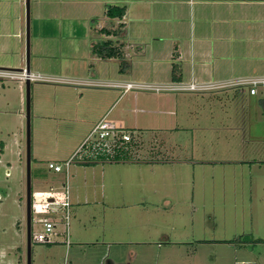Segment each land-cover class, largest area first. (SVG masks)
I'll use <instances>...</instances> for the list:
<instances>
[{
	"label": "rangeland",
	"instance_id": "obj_1",
	"mask_svg": "<svg viewBox=\"0 0 264 264\" xmlns=\"http://www.w3.org/2000/svg\"><path fill=\"white\" fill-rule=\"evenodd\" d=\"M22 3L17 10V0H0V44L4 46L0 68H25V0ZM106 4L123 7L124 3L29 0L28 65L30 74L37 77L29 84L31 236L42 229L37 221L48 217L38 208L44 198L35 193L59 190L64 179L47 164L61 163L79 144L102 95L86 92L81 97L78 90L108 89L105 84L114 78L121 80L120 75L187 73V65L175 55L166 58L163 45L169 42L150 38L147 29H136L139 36L130 31L111 38L114 48L121 45L117 58L94 54L98 47L94 46L106 40L100 28L109 29ZM20 12L22 35L17 38ZM148 20L150 24L152 18ZM180 31L178 40L184 41L187 30L182 27ZM248 36L243 32L242 39ZM237 51L242 60L236 63L231 80L264 76V68L253 69L254 62L262 61L264 67L263 46L257 49L246 42ZM158 95H171L177 102L178 132L169 135L172 147L177 145L175 155H161L153 172L127 174L124 162L105 165L109 185L104 193L112 195V201L71 207L72 245L67 249L61 235L54 244L30 242V264H106L102 260L106 256L119 264H264V101L238 88L143 90L130 92L116 109H132L120 114L132 121L136 116L133 98L139 109L154 110ZM138 117L145 133L146 122L151 124L157 115ZM152 130L141 139L138 159L147 157ZM74 165L69 169L70 190L71 175L78 167ZM139 181L146 185L143 191L128 188ZM154 181L160 186H148ZM113 183L122 186L115 189ZM25 196V82L5 77L0 79V264H27ZM56 232L61 233L62 227ZM77 237L87 245H79ZM102 241L111 243L110 248L90 247Z\"/></svg>",
	"mask_w": 264,
	"mask_h": 264
},
{
	"label": "crops",
	"instance_id": "obj_2",
	"mask_svg": "<svg viewBox=\"0 0 264 264\" xmlns=\"http://www.w3.org/2000/svg\"><path fill=\"white\" fill-rule=\"evenodd\" d=\"M17 2L18 10L23 5V0H17ZM122 3H124L122 6L125 8L123 18L121 20L108 19L107 21H109V23L106 24L108 25V28L114 29L118 25H121L120 32H123L121 35L124 36L130 31H133V33H136L139 36L136 29L149 30L150 38L157 41L163 40V43L169 42L167 45H163V47H165L166 58L169 59V54H171L170 58L175 55L177 60H180L187 65V73H176L174 77L170 76V73H159L157 71L156 73L134 75L133 77L130 75H120L122 78L121 80L114 78L105 84L108 89L98 90L86 87L79 89L78 93L81 97L86 92H102L99 99L100 101L94 105V109L92 110L95 113L94 119L88 123L81 140L95 123H97L103 116H107V118L114 121L118 126L127 130L129 129L133 133L132 144L134 147L135 159L133 158L130 161H126L127 163L124 161L125 165L122 167L128 168L126 173H140L144 171L147 172V170L153 172V168H156V162L160 161L159 158L161 155L172 154V152V155H175V147L177 148V145L174 143L172 147L169 135L170 137H173L175 132H178V125H176L178 121L176 111L177 102L171 95H158L153 101L154 110L147 108L139 109L138 103L136 104L137 98H133V100L136 101H133V106L135 104V107L137 108L134 107L133 112L136 116L133 118L132 122L127 117L121 118L120 116L121 113H130L132 109L129 111L125 110L127 108L116 109L119 103L127 98L130 92L123 93V91L117 89V87L125 83H135L132 81L151 83L147 85L165 86L179 84L185 86L190 83L197 85L228 84L238 80L235 78L234 80H231L230 77L232 76V73H235L236 63L238 65L242 60V58L239 57V51H237L239 46H243V43L248 42L250 46L253 45L257 49H260L261 46L264 47V0H122ZM181 14H185L186 17L181 18ZM20 15V17L18 16L16 19L17 38L22 35V30L19 28V21L20 19L23 20V13L20 12ZM151 18L152 21L149 24L148 19ZM104 27L100 29H105ZM182 27L187 30L184 41L178 40V36H180L179 33L181 34L182 31H180V29ZM243 32L249 33V38L243 40ZM252 32L253 34L251 35ZM105 38L106 40H112L111 38L114 37L106 36ZM3 50L4 46L0 44V52ZM236 55H238V57ZM260 62L262 64V61ZM261 64L257 65V63L254 62L255 66L253 69L256 71H262L264 67ZM223 69L225 70L224 74H221ZM256 77L264 76L260 75ZM243 92L245 93V91ZM241 95L243 94L241 93ZM261 104L264 105V103ZM225 105L226 104L222 103L217 104V106L220 107H224ZM240 106H243V104L240 103ZM187 111H189L188 106ZM140 114L157 115V117H154L151 122V124L156 127L151 126V124L146 122L147 126L143 129L145 133L149 129H154L152 130L154 133L151 135L152 140L150 142L151 144H149L150 147L145 159H138L140 148L143 145L141 139L145 135V133L141 132L142 128L138 125L139 117L137 118V116ZM134 131H137V133H134ZM140 160L145 164L139 163ZM108 164H117V166H121L118 165L120 163ZM105 165L107 164L74 165L78 167H74L73 174L71 175L73 179L71 190L68 183L71 207L89 202L99 204L104 201L107 202L108 199L112 201V195L110 197V194L104 193L106 186L109 185V183H105V171L107 170L104 168ZM69 177L70 173L68 174V179ZM62 182L63 180L58 184V191L61 190ZM113 186L115 189H118L117 187H121L122 183H113ZM145 186L144 182L140 183L139 181L132 185H128V188L131 187V189H133L136 187L138 191H143ZM148 186L155 188V186L159 187L160 185L156 184L154 181ZM122 196L120 198H122ZM141 199L143 200L144 197L141 196ZM74 216L75 215L73 214L72 217ZM77 238L79 245H87L81 237ZM71 245L72 244L70 243V246ZM110 246L111 243H105L104 241L90 245L92 248L105 247L107 249L110 248ZM102 260L106 264H119L109 259V256L102 258Z\"/></svg>",
	"mask_w": 264,
	"mask_h": 264
},
{
	"label": "built area",
	"instance_id": "obj_3",
	"mask_svg": "<svg viewBox=\"0 0 264 264\" xmlns=\"http://www.w3.org/2000/svg\"><path fill=\"white\" fill-rule=\"evenodd\" d=\"M9 78L11 80L26 82L33 81L37 77L33 74L26 73L23 69L21 72H11L0 70V79ZM234 87L240 91H245L251 97H258L264 100V77L243 78L235 80L228 84H206L189 85L170 84L165 86L147 85L140 83H125L118 86L123 89V93L148 90L155 93L160 92H178V91H211L220 88ZM133 133L118 126L114 121L103 116L90 131L85 135L74 151L61 163L49 162L47 168L56 174L64 176L61 190L50 188L47 192H36L44 198L39 203V210L47 213L48 217H42L37 222L41 225V231L30 235V242L35 244H54V240L59 235L64 237L63 244L66 248L70 246L69 226L71 217V203L69 199L68 174L70 166L122 163L125 160L133 159ZM32 196V195H31ZM32 205V198H31ZM32 208V206H31ZM58 213L60 216H58ZM62 227V232L57 233L56 228Z\"/></svg>",
	"mask_w": 264,
	"mask_h": 264
},
{
	"label": "water",
	"instance_id": "obj_4",
	"mask_svg": "<svg viewBox=\"0 0 264 264\" xmlns=\"http://www.w3.org/2000/svg\"><path fill=\"white\" fill-rule=\"evenodd\" d=\"M29 0H25V43H26V65L24 70L29 73L28 56H29ZM11 72H21L23 69H0ZM30 82H25V120H26V260L30 264V222H31V187H30Z\"/></svg>",
	"mask_w": 264,
	"mask_h": 264
},
{
	"label": "trees",
	"instance_id": "obj_5",
	"mask_svg": "<svg viewBox=\"0 0 264 264\" xmlns=\"http://www.w3.org/2000/svg\"><path fill=\"white\" fill-rule=\"evenodd\" d=\"M104 14L109 20H121L125 14V8L116 7V6H106ZM120 27L121 25H118L116 28L109 29V30L100 29V33L104 34L105 36H112L116 38L118 36L117 33L120 32L119 31ZM118 46L114 48L111 40H105L102 43L94 46L95 48L97 47V49L93 47L95 49L94 54H98L99 57L106 58V59L117 58L119 55H121L120 54L121 45H118ZM174 75L175 74L172 73V77H174ZM259 100L264 101V100H261L260 98ZM130 160L131 159L125 160V162L130 161Z\"/></svg>",
	"mask_w": 264,
	"mask_h": 264
},
{
	"label": "clouds",
	"instance_id": "obj_6",
	"mask_svg": "<svg viewBox=\"0 0 264 264\" xmlns=\"http://www.w3.org/2000/svg\"><path fill=\"white\" fill-rule=\"evenodd\" d=\"M32 195V194H31Z\"/></svg>",
	"mask_w": 264,
	"mask_h": 264
}]
</instances>
